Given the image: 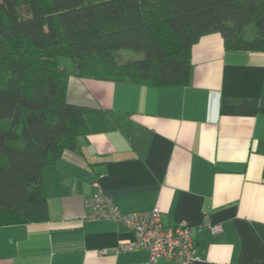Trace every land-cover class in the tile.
I'll return each instance as SVG.
<instances>
[{"label": "crops", "instance_id": "obj_1", "mask_svg": "<svg viewBox=\"0 0 264 264\" xmlns=\"http://www.w3.org/2000/svg\"><path fill=\"white\" fill-rule=\"evenodd\" d=\"M191 64L177 84L69 75L87 132L43 167L48 217L0 225V264H177L114 251L135 231L87 219L84 199L97 193L124 213L158 205L165 224L195 228L190 264H264V50L228 48L213 31Z\"/></svg>", "mask_w": 264, "mask_h": 264}, {"label": "trees", "instance_id": "obj_2", "mask_svg": "<svg viewBox=\"0 0 264 264\" xmlns=\"http://www.w3.org/2000/svg\"><path fill=\"white\" fill-rule=\"evenodd\" d=\"M213 31L264 50V0H0V225L48 217L43 167L87 132L70 74L187 83Z\"/></svg>", "mask_w": 264, "mask_h": 264}, {"label": "built area", "instance_id": "obj_3", "mask_svg": "<svg viewBox=\"0 0 264 264\" xmlns=\"http://www.w3.org/2000/svg\"><path fill=\"white\" fill-rule=\"evenodd\" d=\"M84 205L87 219L123 221L134 229L135 239L120 243L113 249L114 251L147 249L150 259L168 258L177 264H190L200 259L196 251L197 230L185 221L165 224L158 205L133 213H124L117 207L113 197L105 193L85 197ZM206 224L214 233L223 229L220 223Z\"/></svg>", "mask_w": 264, "mask_h": 264}, {"label": "rangeland", "instance_id": "obj_4", "mask_svg": "<svg viewBox=\"0 0 264 264\" xmlns=\"http://www.w3.org/2000/svg\"><path fill=\"white\" fill-rule=\"evenodd\" d=\"M70 59L69 58H67V57H62V61H69Z\"/></svg>", "mask_w": 264, "mask_h": 264}]
</instances>
